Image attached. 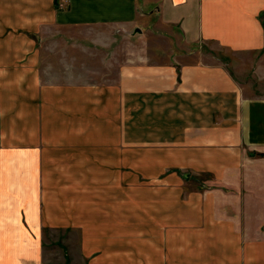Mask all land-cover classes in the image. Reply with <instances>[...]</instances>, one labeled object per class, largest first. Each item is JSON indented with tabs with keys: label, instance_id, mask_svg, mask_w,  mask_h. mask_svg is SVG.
Listing matches in <instances>:
<instances>
[{
	"label": "crops",
	"instance_id": "crops-1",
	"mask_svg": "<svg viewBox=\"0 0 264 264\" xmlns=\"http://www.w3.org/2000/svg\"><path fill=\"white\" fill-rule=\"evenodd\" d=\"M153 4L179 50L43 81L44 32H135ZM199 43L264 84V0H0V264H264V96Z\"/></svg>",
	"mask_w": 264,
	"mask_h": 264
},
{
	"label": "rangeland",
	"instance_id": "rangeland-1",
	"mask_svg": "<svg viewBox=\"0 0 264 264\" xmlns=\"http://www.w3.org/2000/svg\"><path fill=\"white\" fill-rule=\"evenodd\" d=\"M148 1L157 3V0ZM148 7L146 16L139 17V26L135 32L127 33L106 26L56 27L44 32L39 46L43 81L111 82L116 78L118 68L129 57L139 53L142 46L149 44L147 42L156 43L155 40L157 37L160 38V35L169 34L170 37L172 33L171 38L164 39L162 46L167 48L173 44L174 48L179 50L176 47L178 37L176 29L162 26L161 22H158L159 17L155 12L157 4ZM193 49L197 54L194 60L210 62L212 57L219 59L233 78L242 83L246 94L264 96V84L260 85L253 73L256 55H235L225 50H216L214 55H211L202 43L197 44ZM203 185L209 184L203 183ZM7 200L2 199L0 204L4 205ZM11 233L0 231V237H7ZM69 237L74 238L72 235Z\"/></svg>",
	"mask_w": 264,
	"mask_h": 264
},
{
	"label": "trees",
	"instance_id": "trees-1",
	"mask_svg": "<svg viewBox=\"0 0 264 264\" xmlns=\"http://www.w3.org/2000/svg\"><path fill=\"white\" fill-rule=\"evenodd\" d=\"M55 6L56 8H58V1L55 2ZM259 156H262V155H259Z\"/></svg>",
	"mask_w": 264,
	"mask_h": 264
},
{
	"label": "water",
	"instance_id": "water-1",
	"mask_svg": "<svg viewBox=\"0 0 264 264\" xmlns=\"http://www.w3.org/2000/svg\"><path fill=\"white\" fill-rule=\"evenodd\" d=\"M139 31V30H138Z\"/></svg>",
	"mask_w": 264,
	"mask_h": 264
}]
</instances>
